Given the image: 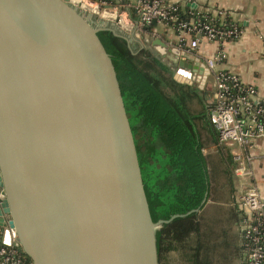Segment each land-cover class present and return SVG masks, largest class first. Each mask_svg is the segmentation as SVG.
Instances as JSON below:
<instances>
[{"label":"water","instance_id":"obj_1","mask_svg":"<svg viewBox=\"0 0 264 264\" xmlns=\"http://www.w3.org/2000/svg\"><path fill=\"white\" fill-rule=\"evenodd\" d=\"M101 30L143 46L70 0H0V241L33 264H158L170 219L151 218ZM166 60L192 84L200 62Z\"/></svg>","mask_w":264,"mask_h":264},{"label":"trees","instance_id":"obj_2","mask_svg":"<svg viewBox=\"0 0 264 264\" xmlns=\"http://www.w3.org/2000/svg\"><path fill=\"white\" fill-rule=\"evenodd\" d=\"M185 10L181 8V17ZM155 26L151 24L147 31ZM97 35L115 68L151 218L154 222L170 219L155 229L158 264H172V258L173 264H212L200 213L210 185L202 130L226 162L228 175L233 164L231 155L217 144L208 98L196 85L174 79L171 66L155 53L149 39L144 38L143 46H132L108 30ZM194 103L201 109L192 108ZM240 215L235 209L233 220L238 222ZM231 244L232 259L241 260L240 236Z\"/></svg>","mask_w":264,"mask_h":264},{"label":"built area","instance_id":"obj_3","mask_svg":"<svg viewBox=\"0 0 264 264\" xmlns=\"http://www.w3.org/2000/svg\"><path fill=\"white\" fill-rule=\"evenodd\" d=\"M78 1L71 3L84 10L81 4H90L93 12H88L114 22L141 44H146L144 38L151 40L158 37L155 30L147 31L151 24L168 29L173 40L163 41L179 60L200 62L205 74L198 72L196 67L193 80L199 84V88L204 85L208 75L213 76L208 98L209 119L216 130L218 146L231 148V155L237 161L232 174L240 178H255L251 166L260 158L253 150L260 148L259 142H264V98L257 95L252 85L241 82L231 71L214 70L218 62L227 58L225 43L242 35V27L234 20L233 12L221 7H199L194 0ZM184 7L187 10L181 17V8ZM203 40L220 46L209 56L201 49ZM175 53L170 60H173ZM163 60L170 65L166 59ZM235 198L234 204L241 213L238 225L242 259L239 264H264V188L254 183L242 185ZM13 241L14 238L9 245L0 243V264H33Z\"/></svg>","mask_w":264,"mask_h":264},{"label":"crops","instance_id":"obj_4","mask_svg":"<svg viewBox=\"0 0 264 264\" xmlns=\"http://www.w3.org/2000/svg\"><path fill=\"white\" fill-rule=\"evenodd\" d=\"M199 7H221L233 12L234 20L242 27V35L225 43L227 58L215 65L214 70H229L239 77L241 82L252 85L259 97L264 98V0H218L209 5V0H194ZM158 37L165 41L173 40L170 31L162 25H156ZM201 49L211 55L219 48L215 42H201ZM174 53H169L170 57ZM204 75L203 68L198 72ZM213 76L208 75L203 87L207 98L211 95ZM201 87V88H202ZM260 148L253 150L260 158L252 163L255 175L253 183L264 188V142H259ZM243 188V187H242Z\"/></svg>","mask_w":264,"mask_h":264},{"label":"rangeland","instance_id":"obj_5","mask_svg":"<svg viewBox=\"0 0 264 264\" xmlns=\"http://www.w3.org/2000/svg\"><path fill=\"white\" fill-rule=\"evenodd\" d=\"M212 5L218 0L207 1ZM153 49V48H152ZM156 54L158 52L153 49ZM170 55L164 59H169ZM198 85L199 84H194ZM203 90L202 88H199ZM192 108L200 110L201 107L194 103ZM204 142L208 145L204 152L209 157V197L204 208L200 211L202 222V235L208 258L212 264H239L240 259H232L231 240L239 236V225L233 220V211L236 209L234 204L236 194L242 185L253 184V179L248 177H235L228 175L227 164L216 149L210 135L205 130L201 131ZM231 155V148L224 149ZM233 167L237 165L231 155ZM229 243V244H228ZM228 244V245H227ZM172 258V257H171ZM173 264V258L171 259Z\"/></svg>","mask_w":264,"mask_h":264},{"label":"bare ground","instance_id":"obj_6","mask_svg":"<svg viewBox=\"0 0 264 264\" xmlns=\"http://www.w3.org/2000/svg\"><path fill=\"white\" fill-rule=\"evenodd\" d=\"M71 1H72V3H74V4L80 2V1H78V0H71ZM81 7H82V8H85V9L88 10V11H92V12H93V7H92L90 4L83 3V4H81Z\"/></svg>","mask_w":264,"mask_h":264},{"label":"flooded vegetation","instance_id":"obj_7","mask_svg":"<svg viewBox=\"0 0 264 264\" xmlns=\"http://www.w3.org/2000/svg\"><path fill=\"white\" fill-rule=\"evenodd\" d=\"M198 69L201 68V65L196 66ZM187 83V82H186ZM189 84V83H188ZM193 84H197L196 82L193 81ZM198 86V85H197Z\"/></svg>","mask_w":264,"mask_h":264}]
</instances>
